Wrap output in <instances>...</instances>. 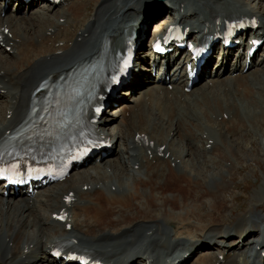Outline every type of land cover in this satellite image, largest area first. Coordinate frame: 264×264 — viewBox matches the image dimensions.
Returning a JSON list of instances; mask_svg holds the SVG:
<instances>
[{"label": "bare ground", "instance_id": "6f19581e", "mask_svg": "<svg viewBox=\"0 0 264 264\" xmlns=\"http://www.w3.org/2000/svg\"><path fill=\"white\" fill-rule=\"evenodd\" d=\"M147 3L153 9L150 0H62L56 12L35 11L28 20L0 17V26L9 29L0 44V138L24 118L41 80L55 79L91 56L103 35L134 23ZM169 4L182 23L193 22L191 31L214 15L240 14L257 17L264 32L262 0H172L155 10L163 13ZM259 61L247 74L219 78L189 94L178 86H145L108 128L115 159L33 200L0 197V264H54L47 250L65 237L128 264L174 262L202 248L191 264H216L219 256L223 264H264L255 251L264 248V183L233 221L226 223L222 215L231 209L225 194L233 188L235 162L246 151L242 145L251 132L264 135V52ZM206 158L223 166L208 167ZM69 193L74 200L67 204ZM204 201L206 215L200 214ZM62 209L66 224L52 219Z\"/></svg>", "mask_w": 264, "mask_h": 264}, {"label": "rangeland", "instance_id": "374dc122", "mask_svg": "<svg viewBox=\"0 0 264 264\" xmlns=\"http://www.w3.org/2000/svg\"><path fill=\"white\" fill-rule=\"evenodd\" d=\"M92 5L93 3H91L90 6L86 8V14L89 13ZM147 5L148 3L143 5L142 13L150 10L148 9L150 6L147 7ZM160 10H162V8L156 9L157 12ZM29 18H26L25 20H28ZM0 56H3V54H0ZM179 136L180 134L177 137H174V139L178 140ZM246 140H248V142L245 143V145L243 144L241 148L244 147L247 151V154L245 155L246 151L242 150V154L239 156L238 161L235 162L234 175L230 177L233 188H231L228 193L225 194V198L230 201L229 205L231 207L230 211L225 210L222 214L226 219V223L233 221V218L237 214H240L241 211H244L246 206L248 207V204L252 201L251 198L254 195V191L259 190V187H261V185L264 183V135L260 133L253 134L251 132ZM250 143H253V145H251ZM202 148L203 146L199 148L198 153L202 151ZM204 163L206 166H211L215 170L221 167V165L223 166V163L216 159L213 162L209 160H207L206 162L204 160ZM216 165H218V168H215ZM201 207L202 209L200 210V214L206 215L209 213L208 202L206 204V201H204L201 204ZM191 218H194L193 223L197 222V216L193 215ZM235 237L236 236L234 235L233 238Z\"/></svg>", "mask_w": 264, "mask_h": 264}, {"label": "water", "instance_id": "95a60500", "mask_svg": "<svg viewBox=\"0 0 264 264\" xmlns=\"http://www.w3.org/2000/svg\"><path fill=\"white\" fill-rule=\"evenodd\" d=\"M156 2H163V1H165V0H155Z\"/></svg>", "mask_w": 264, "mask_h": 264}]
</instances>
